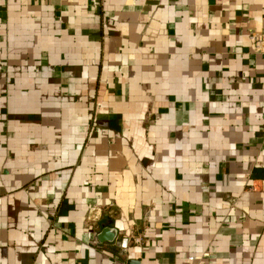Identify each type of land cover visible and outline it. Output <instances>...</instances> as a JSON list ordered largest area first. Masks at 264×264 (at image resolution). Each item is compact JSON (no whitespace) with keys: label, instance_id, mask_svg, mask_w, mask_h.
I'll list each match as a JSON object with an SVG mask.
<instances>
[{"label":"crops","instance_id":"0c3cea01","mask_svg":"<svg viewBox=\"0 0 264 264\" xmlns=\"http://www.w3.org/2000/svg\"><path fill=\"white\" fill-rule=\"evenodd\" d=\"M0 264H264V0H0Z\"/></svg>","mask_w":264,"mask_h":264},{"label":"water","instance_id":"95a60500","mask_svg":"<svg viewBox=\"0 0 264 264\" xmlns=\"http://www.w3.org/2000/svg\"><path fill=\"white\" fill-rule=\"evenodd\" d=\"M104 235L105 236L107 235V239H105V240H107V241H113L115 239V237H116L115 235H117V233H116V231H108V232L104 233L103 236ZM103 236L100 237L101 240L104 239Z\"/></svg>","mask_w":264,"mask_h":264},{"label":"built area","instance_id":"2783aa9c","mask_svg":"<svg viewBox=\"0 0 264 264\" xmlns=\"http://www.w3.org/2000/svg\"><path fill=\"white\" fill-rule=\"evenodd\" d=\"M124 246L126 247L127 246V243H125ZM191 260H195V259L194 258H191Z\"/></svg>","mask_w":264,"mask_h":264}]
</instances>
